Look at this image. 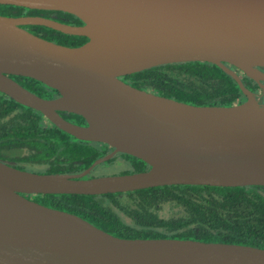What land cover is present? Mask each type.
Segmentation results:
<instances>
[{
	"label": "water",
	"instance_id": "95a60500",
	"mask_svg": "<svg viewBox=\"0 0 264 264\" xmlns=\"http://www.w3.org/2000/svg\"><path fill=\"white\" fill-rule=\"evenodd\" d=\"M63 11L73 25L36 15H0V93L82 141L112 150L79 173H37L0 161V264H264V248L178 238H125L77 214L27 198L101 195L163 185L264 186V103L234 67L258 80L264 68V0H0ZM85 36L62 45L24 28ZM209 62L246 101L196 105L135 87L121 76L157 65ZM11 75L57 91L42 97ZM59 112L80 115L86 124ZM126 153L150 168L89 177Z\"/></svg>",
	"mask_w": 264,
	"mask_h": 264
},
{
	"label": "trees",
	"instance_id": "16d2710c",
	"mask_svg": "<svg viewBox=\"0 0 264 264\" xmlns=\"http://www.w3.org/2000/svg\"><path fill=\"white\" fill-rule=\"evenodd\" d=\"M40 15L79 25L63 11L0 5V15ZM24 28L50 41L79 46L85 36L64 34L40 25ZM21 85L45 98L57 91L30 77L11 75ZM123 81L158 95L196 105L229 106L243 97L237 82L220 67L203 61L157 65L121 76ZM65 119L85 123L82 116L59 112ZM110 146L76 139L48 121L41 112L0 93V161L37 173H79ZM134 160L138 169L142 160ZM112 157L106 162H112ZM132 173L122 170L118 174ZM86 178H89L87 176ZM27 198L65 210L106 232L125 238H178L237 243L264 248V186L219 187L163 185L101 195L34 194Z\"/></svg>",
	"mask_w": 264,
	"mask_h": 264
},
{
	"label": "flooded vegetation",
	"instance_id": "af4514ba",
	"mask_svg": "<svg viewBox=\"0 0 264 264\" xmlns=\"http://www.w3.org/2000/svg\"><path fill=\"white\" fill-rule=\"evenodd\" d=\"M28 14H30V13L25 11L24 14H22V15H28ZM231 68L234 69L237 72V74L240 76L244 86L248 90H250L258 100H260L262 103H264V68L263 67H259L260 74L258 76V80H255L253 78H250V77L246 76L244 72H242L240 70H237L236 68H234L232 66H231ZM55 96H57V95H55ZM246 99H247L246 96L243 94V97L240 100H237L235 103L244 102V101H246ZM63 113H67V112H63ZM83 124H86V123H83ZM111 150H112V148L108 151V153ZM117 154H122V153H117ZM123 157L126 160V164H127L126 165V170H131L132 173L143 171V170H148L150 168L145 163V164L142 165V168L138 169L136 166H134V164H133L134 160L132 158H130L128 156H125V155H123ZM101 164H99V165H101ZM99 165H97V166H99ZM97 166L92 171H94L97 168ZM87 176L91 177V173L89 175H87Z\"/></svg>",
	"mask_w": 264,
	"mask_h": 264
},
{
	"label": "rangeland",
	"instance_id": "374dc122",
	"mask_svg": "<svg viewBox=\"0 0 264 264\" xmlns=\"http://www.w3.org/2000/svg\"><path fill=\"white\" fill-rule=\"evenodd\" d=\"M116 158L112 162H104L91 172V177L109 176L118 174L120 171L126 169V160L123 154H116ZM37 169L31 168L29 171H35ZM32 200V199H31Z\"/></svg>",
	"mask_w": 264,
	"mask_h": 264
}]
</instances>
